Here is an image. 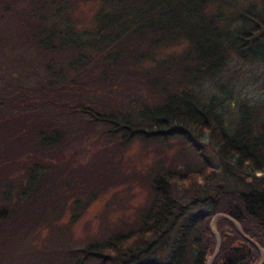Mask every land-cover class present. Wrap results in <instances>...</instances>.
<instances>
[{
	"label": "trees",
	"instance_id": "16d2710c",
	"mask_svg": "<svg viewBox=\"0 0 264 264\" xmlns=\"http://www.w3.org/2000/svg\"><path fill=\"white\" fill-rule=\"evenodd\" d=\"M26 1L32 5L24 18L36 17L28 38L49 57L33 97H0V238L25 230L34 217H58L60 201L69 197L73 223L106 190L108 184H99L102 166L80 171L81 182L73 188V181L59 179L65 166L57 158L44 159L47 150L64 144L68 131L58 124L73 121L94 130L115 155L136 139L179 141L198 169L187 164L180 171L153 161L143 179L146 199L134 220L120 221L102 241L69 252L72 264H205L215 247L209 225L218 214L258 243L264 234V69L255 80L262 93L249 103L225 107L231 98L226 86L233 81L228 76L231 82L217 83L234 59L264 68V0L246 7L236 0H97L83 29L69 21L68 0ZM178 45V53L162 54ZM64 54L61 65L50 60ZM70 71L73 76L65 78ZM45 93L88 98L55 103ZM227 110L233 112L229 117ZM10 111L18 116L12 124L18 129L8 126L4 115ZM15 130L16 138H26L29 152L42 158L33 154L24 165L8 153L16 140L3 135ZM14 171L24 172L15 196L4 183ZM203 186L213 187L217 196L210 200ZM214 226L220 247L212 264L253 263L247 244L227 221L218 219Z\"/></svg>",
	"mask_w": 264,
	"mask_h": 264
},
{
	"label": "rangeland",
	"instance_id": "374dc122",
	"mask_svg": "<svg viewBox=\"0 0 264 264\" xmlns=\"http://www.w3.org/2000/svg\"><path fill=\"white\" fill-rule=\"evenodd\" d=\"M68 1L70 3L69 21H73L72 23L79 29L88 28L97 7V0ZM251 1L253 0H236V3L238 7H246ZM31 5L32 3L26 0H18L14 4L13 0H0V88L6 89V91L0 89V97H6L8 100L16 95L34 96L31 89L39 87L38 82L43 76V69L47 65L49 57L40 54L28 38L36 25V17L24 18ZM3 6L7 9L4 12L2 11ZM181 49L182 45L174 46L162 51V54H176ZM52 56L50 60L54 61L53 64L61 65L67 54ZM263 69V66L259 64H250L234 59L229 65L227 76L217 83L219 87L232 78L233 84L227 83L226 86L227 89L231 88V98L224 100L225 107H228L229 102L232 101L237 106L240 101L249 103L257 99L262 92L259 83H256L255 80ZM72 76L70 71L66 73L65 78ZM45 96L55 103H61L64 100L80 103L88 98L85 95L69 98L66 94L61 93H45ZM60 109L63 107H54V110ZM225 113L228 117L233 114L231 110H227ZM4 116L9 120L8 126L18 129L17 124L12 125L15 123V118L18 117L15 112L10 111L9 116L7 114ZM57 123L61 122L57 120ZM62 123L58 124V129L64 132L68 131L67 135L63 136L64 144L56 152H53L55 149L47 150L43 154L44 159L52 158L50 161H53L57 158L58 160H56L60 161L67 169L60 172L59 179L64 183L73 181V184L76 185L73 188L77 187L79 182L77 176H80V171L93 168L94 165L102 166L100 169L103 178H100L99 184L101 186L108 184L106 190L97 194L73 223L70 222L72 199L69 197V199L60 201L63 206L58 208L60 211H58V217H46L41 221L34 217L29 221L30 224L25 230H19L0 238V264H72V261L68 260L69 252L102 241L116 230L120 221L131 222L134 220L137 208H140L146 199L147 192L143 179L153 161L159 159L158 161L164 168L171 166L180 171L187 164L190 168L198 169L192 153L179 141L167 140L143 144L136 139L132 140L117 156L114 154L115 152H111L113 146H109L106 140L94 130H89L87 126L81 129L80 126L84 125L81 124L77 127L73 121ZM19 133L20 131L15 130L10 136L3 135V137L6 136V140L11 136L13 138L10 141L16 140L14 145L9 148L10 152L8 153L16 154L24 162V165L29 162L33 154L36 159L42 158L39 153L29 152L26 138L15 137ZM79 134L81 136L78 139ZM1 138L0 136V145L4 143ZM27 141H31V139ZM22 146H24L23 149H21ZM20 149L23 155L18 154ZM33 162L35 160H32ZM214 172L218 174L215 167ZM2 175L0 174V177ZM7 176L4 183L10 184L9 187L12 188L15 196L23 186L24 172L14 171L8 173ZM196 180L200 185L203 184L201 179L197 178ZM216 184L214 182L211 186ZM1 188L2 185L0 191ZM84 188H81L82 193ZM203 189L206 196L211 192L216 193L213 187L203 186ZM83 194L81 198L84 197ZM209 258L211 256L206 261Z\"/></svg>",
	"mask_w": 264,
	"mask_h": 264
},
{
	"label": "flooded vegetation",
	"instance_id": "af4514ba",
	"mask_svg": "<svg viewBox=\"0 0 264 264\" xmlns=\"http://www.w3.org/2000/svg\"><path fill=\"white\" fill-rule=\"evenodd\" d=\"M256 176H261V173H257L256 174ZM222 187V186H221ZM220 187V188H221ZM216 194V193H215ZM217 196V194L215 195V197ZM218 215H221V214H218ZM216 216V215H215ZM224 216V215H223ZM218 219H223V218H218ZM218 219H216L215 220V222L218 220ZM230 219V218H229ZM212 220V219H211ZM225 220V219H224ZM232 220V219H231ZM225 221H227V220H225ZM233 221V220H232ZM215 222H214V224H215ZM228 222V221H227ZM235 222V221H234ZM234 229H235V231H236V233L239 235V237L243 240V242H245L246 244H247V246H248V248L250 249V251H251V259H250V262H251V260L253 261V263L252 264H264V234H262L261 235V238L259 239V242L257 243V241L256 240H254V239H252V238H250L249 236H245V235H243L242 234V232H241V230H240V232H241V234H242V236L237 232V230H236V228L230 223V222H228ZM236 223V222H235ZM214 224H213V229H214V231H215V233L217 234V237H218V242H219V245H218V249H217V252H216V254L213 256V258L209 261V263H207V261L205 262V264H212L213 262H214V259H215V257H216V255H217V253H218V250H219V247H220V238H219V234L216 232V230H215V226H214ZM237 224V223H236ZM238 225V224H237ZM210 226V225H209ZM238 227H239V225H238ZM239 229H240V227H239ZM213 235V234H212ZM213 237H214V239H215V247H214V251H215V248H216V238H215V236L213 235ZM214 251H213V254H214ZM212 254V255H213ZM211 255V256H212Z\"/></svg>",
	"mask_w": 264,
	"mask_h": 264
},
{
	"label": "water",
	"instance_id": "95a60500",
	"mask_svg": "<svg viewBox=\"0 0 264 264\" xmlns=\"http://www.w3.org/2000/svg\"><path fill=\"white\" fill-rule=\"evenodd\" d=\"M221 186H222L221 184H218V185H217L218 188H220ZM215 195H216V194H215L214 192H211V193L208 195V198H209L210 200H212V199L214 198ZM218 218H223V219L227 220L228 222H230V223L236 228L237 232L242 236V234H241V232H240V229H239L238 225H237L234 221H232L231 219H229L228 217L223 216V215H216V216H214V217L212 218L211 222H210V226H209V228H210V232H211V234H213V235L215 236V238H216V248H215L214 254L211 256V258H209V260L207 261V263H209V261H210V260L213 258V256L216 254L217 249H218V245H219L217 234L215 233V231H214V229H213V224H214L215 220L218 219Z\"/></svg>",
	"mask_w": 264,
	"mask_h": 264
}]
</instances>
